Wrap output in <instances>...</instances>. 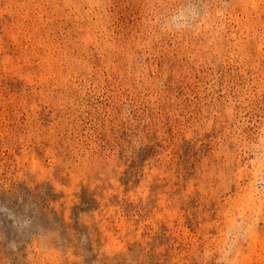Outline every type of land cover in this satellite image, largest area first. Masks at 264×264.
Segmentation results:
<instances>
[{
	"label": "rangeland",
	"instance_id": "1",
	"mask_svg": "<svg viewBox=\"0 0 264 264\" xmlns=\"http://www.w3.org/2000/svg\"><path fill=\"white\" fill-rule=\"evenodd\" d=\"M0 264H264V0H0Z\"/></svg>",
	"mask_w": 264,
	"mask_h": 264
}]
</instances>
